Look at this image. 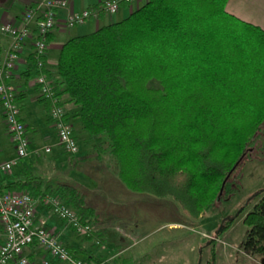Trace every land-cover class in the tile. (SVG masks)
<instances>
[{
	"label": "trees",
	"instance_id": "trees-1",
	"mask_svg": "<svg viewBox=\"0 0 264 264\" xmlns=\"http://www.w3.org/2000/svg\"><path fill=\"white\" fill-rule=\"evenodd\" d=\"M227 1L146 0L120 20L67 39L48 76L79 148L86 142L98 157L108 153L127 189L171 197L190 218L235 195L231 173L264 125V29L227 11ZM28 60L34 61L32 52ZM152 79L159 88L148 86ZM0 190L58 195L81 222L97 218L77 187L54 184L42 172L22 170ZM245 211L243 250L264 254V185L223 219L220 234ZM68 227L104 244L101 228L80 234ZM216 237L208 241L207 264H216ZM65 245L89 264L127 261Z\"/></svg>",
	"mask_w": 264,
	"mask_h": 264
},
{
	"label": "rangeland",
	"instance_id": "rangeland-1",
	"mask_svg": "<svg viewBox=\"0 0 264 264\" xmlns=\"http://www.w3.org/2000/svg\"><path fill=\"white\" fill-rule=\"evenodd\" d=\"M145 1L136 0L130 3L131 8L135 9L137 5H141ZM119 10L98 20L87 21L82 24L83 26L71 27L70 31L73 34L91 32L95 27L117 21L122 17ZM65 37L60 34L58 40H63ZM148 86L159 88L160 84L157 80L152 79L148 82ZM71 122L78 130L80 129L77 119H71ZM80 138L88 139L85 132L80 134ZM49 143L51 151L41 152L40 155L59 159V162H66L56 164V166L49 165L51 162L45 164L41 172L48 177L50 182L74 185L85 195L87 205L93 207L104 221L107 223L113 221L124 231L129 230V225L136 226L135 234L139 233V235L156 230L155 233L148 234L147 239L138 242L133 239L127 242L125 236L119 233L117 238H114L109 231L107 243L103 248L94 244L99 238L96 234H90V238L81 236V239L72 229H70L71 231L66 230V234L77 245L81 244L86 251H93L95 258H105L107 255L110 257L111 253L117 251L116 247H124L129 243L126 249L120 248V254L112 259L109 258V261L120 257L127 260L124 264H128L129 260L143 264H206L210 247L208 241L217 235L216 246L220 250L223 249L222 257H219L217 264H264L263 253L246 254L242 251L248 229L242 219L252 205L235 220L230 231L218 233L223 219L233 215L255 191L264 185V125L257 132L252 145L231 173V181L237 188L235 195L230 197L229 202L218 201L215 210L198 218H190L185 215L178 203L171 197H155L147 193L128 190L117 175L118 165L115 159L108 153H103L98 157L97 152L92 149L91 143L81 142L79 152L74 156L59 152L60 148L55 139ZM76 155L80 160L76 157L78 160L70 162ZM120 189L130 194L131 200L127 203L112 201L115 192ZM92 219L91 225L96 230L98 229L97 221ZM49 222L46 223L47 226L55 225L59 219L52 215ZM168 222H178L180 228L167 229L168 227H165L157 231V228L163 223ZM168 231L171 233H167ZM58 238L63 241L62 236H58ZM106 248L108 249L107 255H105ZM80 256L86 257V254Z\"/></svg>",
	"mask_w": 264,
	"mask_h": 264
},
{
	"label": "built area",
	"instance_id": "built-area-1",
	"mask_svg": "<svg viewBox=\"0 0 264 264\" xmlns=\"http://www.w3.org/2000/svg\"><path fill=\"white\" fill-rule=\"evenodd\" d=\"M136 0H101L96 5L73 11L66 15L68 28L82 25L89 19L98 20L101 15L115 13L124 3ZM66 0H38L24 9L19 25L0 20V33L10 38L11 43L5 53L0 51V107L5 126L13 141L15 157L0 161V171L9 172L19 160L30 155V138L27 126L20 115L17 102L18 92L13 84L14 70L27 42L31 45L36 75L34 84L39 94L49 101V117L56 129L57 145L69 154H76L79 145L72 133V126L66 120L65 106L60 103L52 80L45 74L44 57L49 47L48 34L57 21V12L65 8ZM50 146L44 148L45 152ZM38 206H44L77 233L89 234L90 223H83L77 212L54 194L36 196L28 190H0V264H30L26 248L43 249L54 260L64 264H89L73 256L58 235L44 226V220L37 218ZM41 264H54L43 256Z\"/></svg>",
	"mask_w": 264,
	"mask_h": 264
},
{
	"label": "crops",
	"instance_id": "crops-1",
	"mask_svg": "<svg viewBox=\"0 0 264 264\" xmlns=\"http://www.w3.org/2000/svg\"><path fill=\"white\" fill-rule=\"evenodd\" d=\"M36 1L38 0H0V20L11 21L12 23L19 25L24 9H26L27 6H29L30 4ZM66 1H67L66 7L60 9L57 12L56 25L53 28V30L50 32L51 37H50L49 47L44 57V69H43V71L47 76H49V72L53 73L54 69L56 68L57 57L62 44L70 37L88 33V32L75 33V34L71 33L70 31L71 28L66 27L64 23L66 15L73 11H80L83 8L94 6L101 0H66ZM138 6L139 5H137V7ZM119 9H120L119 10L120 15L122 16L121 19L126 17L132 10H134L131 8L130 3L122 4ZM226 9L227 11L236 15L237 17L245 21L254 23L264 29V0H228L226 3ZM104 16L105 15H103L102 17ZM92 20L94 19H89L87 21H92ZM97 28L98 27H95V29ZM60 34H63L66 37L63 40H58V36ZM10 43H11L10 38L0 33V51L2 53H5V51L8 50ZM30 50H31V45L29 44V42H27L20 55V60L18 61L17 66L14 70V78H13V84L16 87V90L19 94L17 102L20 107V115L22 120L25 122L27 126V132L30 138V146H29L30 155L26 158L19 160L18 163L9 172L0 171V186L6 181H8V178L10 176L15 175L16 173H19L22 170L27 169V170H32L34 173H40L41 169L45 167V164H49L48 162H51L49 164L51 166L52 165L56 166V164L59 163L61 164L66 163V162H59L58 161L59 159L57 160V159L46 158L45 156L40 155L41 152L47 153L44 151V148L46 146L51 147V144L49 142L52 143L54 139L56 140L57 143V138H56L55 127L49 117L50 103L47 100H40L41 98L39 94V89L34 84L36 69L34 67V63H33L34 61L28 60V54ZM70 106L72 105H67V108L69 109ZM13 157H15L14 144L13 141L11 140L10 135L7 132L2 110L0 107V161L9 160ZM130 200H131L130 194H127L125 190L120 189L117 192H115L112 201L117 203H127ZM52 215L55 216L50 212L48 208L44 206H38L37 218L39 219V221L44 220V226L46 228L53 230L55 233L58 230L57 235L63 237V241L61 242H63L64 244H68V245L76 244L75 241H73V239H71L66 234L67 233L66 230L68 231V229L70 230V228L67 225H65L60 219L59 222L56 223L55 225H51V226L46 225V223L49 222V220L51 219ZM96 221L98 228H101L100 230V232L102 233L101 238L104 241V244L101 246V248H103L105 243H107L108 236L110 233L111 236L114 238H117V234L119 233L122 236H125L127 242L128 241L130 242L132 239L135 242H138L147 239L149 236L148 234L150 233L153 234L156 232V230H152L147 233H144L143 235H139V233L135 234L137 227L133 225L132 226L129 225L128 226L129 230L124 231L123 229L118 227L117 223L113 221L112 223H107V221H104L98 212H97ZM178 226H180L178 225V222L163 223V225L157 228V231L165 227H168L167 229L180 228ZM232 226L227 231H230L232 229ZM167 233H171V232L168 231ZM74 236L76 237V235ZM1 237H2V231L0 228V241H1ZM75 240H77V237ZM127 245L124 247H116L118 248L117 251L111 253L110 257L109 255H107L108 249L106 248L105 255H107V257L105 256V259L109 260V258L112 259L113 257L118 256L120 254L119 253L120 248L124 250L128 247ZM112 249H114V247H112ZM222 250L218 249L216 246V264L218 263L219 257H222L223 254ZM242 251L246 253L243 249ZM25 253L29 258L30 264H41V260L43 256L50 261H54V258H52L49 254H47L43 249L40 248L28 247L26 248ZM207 259H206V264H207ZM136 264H143V263L136 262Z\"/></svg>",
	"mask_w": 264,
	"mask_h": 264
},
{
	"label": "water",
	"instance_id": "water-1",
	"mask_svg": "<svg viewBox=\"0 0 264 264\" xmlns=\"http://www.w3.org/2000/svg\"><path fill=\"white\" fill-rule=\"evenodd\" d=\"M218 233H220V230L218 231ZM216 235V234H215ZM214 237H216V236H214Z\"/></svg>",
	"mask_w": 264,
	"mask_h": 264
}]
</instances>
